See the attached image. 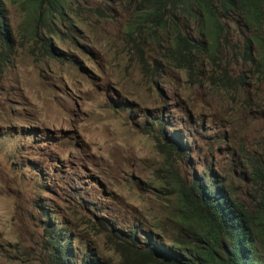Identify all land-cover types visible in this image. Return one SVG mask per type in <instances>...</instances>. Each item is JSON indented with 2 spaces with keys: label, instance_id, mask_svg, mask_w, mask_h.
Masks as SVG:
<instances>
[{
  "label": "rangeland",
  "instance_id": "obj_1",
  "mask_svg": "<svg viewBox=\"0 0 264 264\" xmlns=\"http://www.w3.org/2000/svg\"><path fill=\"white\" fill-rule=\"evenodd\" d=\"M85 1L108 13L105 0ZM6 7L13 44L0 39V264H52L47 222L111 264L119 257L96 227L101 217L176 243L178 177L190 189L212 169L244 195L239 155L264 146V82L240 51L255 31L228 29L232 48L215 61L231 88L218 90L210 72L199 86L185 72L146 75L130 42L138 36L126 37L129 14L120 9L115 20L82 10L73 39H54L57 57L44 58L20 32L27 12ZM158 117L164 126L152 125ZM174 139L183 152L166 149Z\"/></svg>",
  "mask_w": 264,
  "mask_h": 264
},
{
  "label": "trees",
  "instance_id": "obj_2",
  "mask_svg": "<svg viewBox=\"0 0 264 264\" xmlns=\"http://www.w3.org/2000/svg\"><path fill=\"white\" fill-rule=\"evenodd\" d=\"M7 2L20 15L24 10L27 12L19 25L20 32L33 52L40 51L44 58L57 57L54 39H72L83 9L100 13L99 9H88L85 0H0V38L7 49L13 44L6 24ZM127 2L135 16L128 35L142 30L136 52L146 75L160 79L168 70L185 72L190 85L199 86L210 72L211 83L218 90L231 88L226 82L230 79L227 74L221 73L224 79L217 76L220 65L215 60H221L224 46L232 48L222 36L226 28L235 24L256 32L240 51L249 64L250 74L259 83L264 82V37L261 35L264 0ZM61 27L73 28L65 34ZM146 32L151 34V39ZM147 53L153 55V63L143 62ZM5 56L2 53V61ZM4 65L0 62V73ZM241 80L244 86L242 77ZM152 125L164 126V121L158 117ZM171 144H165L170 153L183 152L182 146ZM239 157H242V169L236 177L246 186L243 196L236 193L226 177L212 169L205 171L201 178L195 176L190 189L184 179L177 178L181 212L176 221L181 229L176 243H167L150 232L140 233L136 227L124 232L101 217L96 227L107 235L119 264H264V146L253 153H241ZM48 219L45 216V222ZM44 238L52 264L112 263L86 242L76 246L73 235L53 228L51 223H46Z\"/></svg>",
  "mask_w": 264,
  "mask_h": 264
},
{
  "label": "clouds",
  "instance_id": "obj_3",
  "mask_svg": "<svg viewBox=\"0 0 264 264\" xmlns=\"http://www.w3.org/2000/svg\"><path fill=\"white\" fill-rule=\"evenodd\" d=\"M82 2H84V0H82ZM87 7H88V9H99L100 10V13L99 14H94L93 13V15H96V16H103V15H105V16H107L109 19H112V20H115L118 16H119V9L120 10H122V11H124V12H127L128 14H129V18H128V20H127V22H126V32H125V35H126V37H128V39H131V37L133 36V35H136V36H138L139 38H140V32L142 31L141 29H137V31L136 32H133L131 35H128L129 34V32H130V25L132 24V21H133V19L135 18V16L133 15V9L132 8H130V6L128 5V2H127V0H105V7H106V10H107V14L104 12V10H102L101 8H99V7H93V6H89V4L87 3ZM83 10H85V11H87V12H89V13H92V12H90V11H88V10H86V9H83ZM81 13H82V11H81ZM8 19V18H7ZM7 22V21H6ZM78 23V22H77ZM76 23V24H77ZM8 26V25H7ZM74 27V26H73ZM73 27H71V28H73ZM71 28H66V27H61V31H62V33H67V31L68 30H70ZM7 29H8V27H7ZM8 31H9V29H8ZM9 33H10V31H9ZM229 33V30L226 28L225 29V31H224V33H223V36H222V39H225V38H227L225 35L226 34H228ZM10 35H11V33H10ZM75 36V35H74ZM146 36L149 38V39H151V34L150 33H148V32H146ZM139 38H138V41H140L139 40ZM1 39V38H0ZM59 39V38H58ZM72 39H73V37H72ZM141 39V38H140ZM2 41V40H1ZM133 41V42H132ZM138 41H136L135 39H132V40H130V42L131 43H133V45H134V47H135V49L137 50L138 49V47H139V43H138ZM3 42V41H2ZM4 44V43H3ZM4 47H5V45H4ZM6 48V47H5ZM8 49H10V48H8ZM3 53H5L6 54V56H5V58L8 56V51H6V50H4V52ZM143 62L145 63V61H144V57H143ZM173 144H177V145H179V146H181L180 145V143H179V141H177L176 139H174V141L172 142ZM205 172V171H204ZM203 172V173H204ZM216 172V171H215ZM203 173H202V177H203ZM201 178V177H200ZM105 219V218H104ZM107 220V219H106ZM116 227V226H115ZM137 228L138 229V232H150V233H153V234H157V235H159L165 242H167L166 241V238H165V236L164 235H162L161 233H158V232H156V231H154V230H147V229H145V228H143V227H139V226H134L133 228ZM118 229H120V230H122V231H124V232H128V231H130L132 228H130V229H128V230H125V229H121V228H119V227H117ZM168 243V242H167ZM171 244V243H170Z\"/></svg>",
  "mask_w": 264,
  "mask_h": 264
},
{
  "label": "bare ground",
  "instance_id": "obj_4",
  "mask_svg": "<svg viewBox=\"0 0 264 264\" xmlns=\"http://www.w3.org/2000/svg\"><path fill=\"white\" fill-rule=\"evenodd\" d=\"M6 33V32H5Z\"/></svg>",
  "mask_w": 264,
  "mask_h": 264
}]
</instances>
